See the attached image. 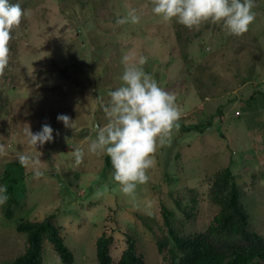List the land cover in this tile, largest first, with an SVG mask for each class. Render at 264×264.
I'll return each instance as SVG.
<instances>
[{"label": "rangeland", "instance_id": "rangeland-1", "mask_svg": "<svg viewBox=\"0 0 264 264\" xmlns=\"http://www.w3.org/2000/svg\"><path fill=\"white\" fill-rule=\"evenodd\" d=\"M18 2L25 15L13 30L9 64L0 74V184L17 180L12 216L6 215L8 202L0 206V264L27 246L17 223L51 212L74 254L72 264L97 263L95 241L103 232L113 238L114 261L132 236L144 264H166L173 242L162 206L173 212L178 233L205 234L219 211L212 181L227 165L250 216L246 233L231 243L246 246L256 232L264 251V0H255V20L239 36L212 22L193 29L163 22L151 0ZM132 9L140 22L118 24ZM125 53L135 60L147 57L144 70L175 95L179 111L170 137L157 147L149 180L133 195L120 190L106 154H86L80 164L73 156L107 123L104 106L110 90L122 84ZM59 114L71 118V127ZM209 121L202 131L183 129ZM45 123L54 129V140L36 149L26 130L37 132ZM25 153L33 157L28 165L19 161ZM37 169L43 174L36 175ZM192 197L197 204L188 218L182 208L190 207ZM158 240L166 241L162 249ZM207 240L222 251L229 244L211 235ZM41 264H64L49 241Z\"/></svg>", "mask_w": 264, "mask_h": 264}, {"label": "clouds", "instance_id": "clouds-1", "mask_svg": "<svg viewBox=\"0 0 264 264\" xmlns=\"http://www.w3.org/2000/svg\"><path fill=\"white\" fill-rule=\"evenodd\" d=\"M152 12L163 22L175 21L189 29L199 28L206 22L220 24L229 34L242 35L255 20V0H151ZM25 10L18 2L0 0V74L9 64V43ZM141 15L135 9L118 18V24H137ZM147 57L135 60L129 53L121 57L122 84L110 90V102L104 106L107 123L99 126L95 138H89L87 149L73 150L75 163H82L86 154H106L111 158L113 179L126 195H133L139 184L149 180L147 170L153 166L158 145H163L176 126L179 111L175 95L161 87L146 72L143 65ZM66 127L71 118L66 114L57 116ZM54 129L43 124L41 130H26L28 142L37 149L54 140ZM4 146L0 145V151ZM31 154H21L19 161L28 165ZM43 173L37 169L36 175ZM8 186L0 184V206L9 200Z\"/></svg>", "mask_w": 264, "mask_h": 264}, {"label": "trees", "instance_id": "trees-1", "mask_svg": "<svg viewBox=\"0 0 264 264\" xmlns=\"http://www.w3.org/2000/svg\"><path fill=\"white\" fill-rule=\"evenodd\" d=\"M253 99L250 95L249 100ZM210 121L205 124H190L183 129L204 130L210 126ZM106 166H109V158H106ZM8 186L9 200L6 207V215L12 216V203L17 204V198L13 194L16 178H9ZM212 199L219 205V211L208 225L207 232L183 235L176 231L172 223L173 212L162 206L163 224L166 227L173 245L168 249V260L166 264H260L259 259L264 258L262 249L263 241L256 232L251 233L250 243L240 246L231 243V239L246 233L250 225V216L241 204L242 190L235 181L230 166L223 167L217 172L211 187ZM197 200L192 197L190 207L183 209L185 215L190 218ZM16 229L26 234L27 246L24 252L16 256L6 264H41L42 250L45 241H49L53 249L58 253L64 264L74 262L72 250L64 243L61 236V227L56 222V213H48L41 220H20ZM222 238L229 242L225 250L213 247L207 240V236ZM113 238L106 232L99 235L95 241L96 264H144L142 256L137 253L135 240L127 236L126 246L116 261L110 254ZM166 241L158 240V247L162 249Z\"/></svg>", "mask_w": 264, "mask_h": 264}, {"label": "built area", "instance_id": "built-area-1", "mask_svg": "<svg viewBox=\"0 0 264 264\" xmlns=\"http://www.w3.org/2000/svg\"><path fill=\"white\" fill-rule=\"evenodd\" d=\"M236 114L238 115L239 114V111H237Z\"/></svg>", "mask_w": 264, "mask_h": 264}]
</instances>
